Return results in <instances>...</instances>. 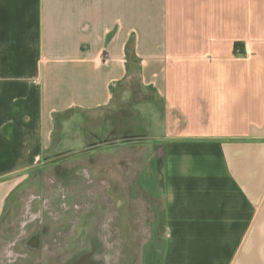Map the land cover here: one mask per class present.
<instances>
[{"label": "crops", "instance_id": "obj_1", "mask_svg": "<svg viewBox=\"0 0 264 264\" xmlns=\"http://www.w3.org/2000/svg\"><path fill=\"white\" fill-rule=\"evenodd\" d=\"M133 83L162 101L156 264H264V0H0V224L63 113Z\"/></svg>", "mask_w": 264, "mask_h": 264}, {"label": "rangeland", "instance_id": "obj_2", "mask_svg": "<svg viewBox=\"0 0 264 264\" xmlns=\"http://www.w3.org/2000/svg\"><path fill=\"white\" fill-rule=\"evenodd\" d=\"M119 95L107 114H64L66 120L60 122L41 163L6 203L0 224V264H12L13 256L23 252L20 249L25 246L17 250L11 244L13 238L25 237L23 224L30 221L46 222L50 237L57 233L66 237L67 252L78 249L85 233L80 226L97 205L109 216L105 228L112 236L109 264H120L122 253L127 255L125 264H153L160 259L163 157L153 136L161 126L162 101L136 83L129 91L121 89ZM150 100L153 105L146 104V109L142 103ZM63 181L66 190L78 191L71 212L60 203ZM59 221L67 222L66 228ZM126 236L123 244L118 243ZM53 252L51 248L45 253L53 256Z\"/></svg>", "mask_w": 264, "mask_h": 264}, {"label": "flooded vegetation", "instance_id": "obj_3", "mask_svg": "<svg viewBox=\"0 0 264 264\" xmlns=\"http://www.w3.org/2000/svg\"><path fill=\"white\" fill-rule=\"evenodd\" d=\"M68 182V181H67ZM64 188L66 187V181H63ZM60 196V195H59ZM78 191L64 190V194L61 195L60 203L67 207V210L71 212L76 207L75 200L78 198ZM96 207V206H95ZM91 207V214L94 212V209H102V206L97 205V207ZM106 210V209H105ZM65 213L64 215H69L70 213ZM102 213L98 214V218L93 222H88L85 225L84 223L80 226V230L83 231V238L79 240L78 245L81 247L74 248L72 251L66 250V237H61L60 234H56L57 237H50L48 232V224L44 221L39 223H33V221L26 222L23 224L25 227V237L22 238H13L11 246L14 249L20 247V245L25 246L24 249H20L23 251L22 253H17L13 256L12 264H106L103 260V256L105 252L103 251L105 248L104 242L108 245L112 240L111 233L107 231L106 223L102 218ZM85 221V220H83ZM62 228H66V223L64 221L58 222ZM85 227V228H84ZM122 233L126 234L125 229ZM27 234V235H26ZM82 234V231H81ZM111 236V238L109 237ZM127 240V236L125 239H121L118 243L123 244ZM52 248L53 256H51L48 252ZM111 259V258H110ZM126 253H122V259L120 264L128 263ZM123 261V262H122ZM111 263V260L108 261V264ZM116 264H119L116 263ZM153 264H156L155 262Z\"/></svg>", "mask_w": 264, "mask_h": 264}, {"label": "bare ground", "instance_id": "obj_4", "mask_svg": "<svg viewBox=\"0 0 264 264\" xmlns=\"http://www.w3.org/2000/svg\"><path fill=\"white\" fill-rule=\"evenodd\" d=\"M96 208V207H95ZM100 213H102L103 215H102V218L104 219V221H105V223H107V220H108V213L105 211V210H103V209H100V208H98V209H94V212L92 213V217L90 218V222H92L91 220H93V222L98 218V214L100 215ZM87 219H85V225L87 224ZM90 222H88V225H89V223ZM85 228V227H84ZM110 238H111V236H109ZM110 244V243H109ZM116 244V243H115ZM104 245H105V248H104V252H105V254H104V258H103V260L105 261V263L106 264H108V261L110 260V256H111V251H110V248H108V245L104 242ZM117 247V246H116ZM113 252V251H112ZM115 259H117V258H115ZM113 262V261H112Z\"/></svg>", "mask_w": 264, "mask_h": 264}, {"label": "trees", "instance_id": "obj_5", "mask_svg": "<svg viewBox=\"0 0 264 264\" xmlns=\"http://www.w3.org/2000/svg\"><path fill=\"white\" fill-rule=\"evenodd\" d=\"M65 113H66V112H65ZM65 113H63V114H65ZM63 114H61V115H57V120H58L59 122L61 121V119H62V115H63ZM159 260H160V259H159ZM159 260H158V261H159ZM158 261H157V262H158ZM157 262H156V263H157Z\"/></svg>", "mask_w": 264, "mask_h": 264}]
</instances>
